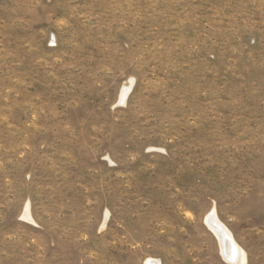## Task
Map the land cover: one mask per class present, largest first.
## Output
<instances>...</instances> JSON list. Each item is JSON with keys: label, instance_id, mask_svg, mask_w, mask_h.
Returning <instances> with one entry per match:
<instances>
[{"label": "rangeland", "instance_id": "374dc122", "mask_svg": "<svg viewBox=\"0 0 264 264\" xmlns=\"http://www.w3.org/2000/svg\"><path fill=\"white\" fill-rule=\"evenodd\" d=\"M212 210L264 264V0H0V264H231Z\"/></svg>", "mask_w": 264, "mask_h": 264}, {"label": "bare ground", "instance_id": "6f19581e", "mask_svg": "<svg viewBox=\"0 0 264 264\" xmlns=\"http://www.w3.org/2000/svg\"><path fill=\"white\" fill-rule=\"evenodd\" d=\"M129 89L125 88L122 93V101L126 98L127 92ZM208 225L216 232L218 235L220 242L222 243V252L223 255L225 254L226 248H228V244L231 245L236 253V258L231 260L228 259V261L231 262V264H246V256L243 249L236 243L234 240V237L232 233L229 231V229L221 222V220L217 217V214L215 210H212V212L207 216L206 219ZM227 241V242H226ZM226 242V243H225ZM149 264H160L159 261L151 259L149 260Z\"/></svg>", "mask_w": 264, "mask_h": 264}, {"label": "water", "instance_id": "95a60500", "mask_svg": "<svg viewBox=\"0 0 264 264\" xmlns=\"http://www.w3.org/2000/svg\"><path fill=\"white\" fill-rule=\"evenodd\" d=\"M226 242H227V241H226ZM226 242H225V243H226ZM227 244H228V248H226V251H225L224 256H225L226 258H228V259L233 260V259L236 258L235 250H234V248H233L231 245H229V243H226V245H227Z\"/></svg>", "mask_w": 264, "mask_h": 264}]
</instances>
